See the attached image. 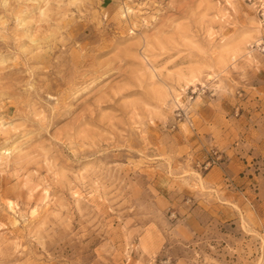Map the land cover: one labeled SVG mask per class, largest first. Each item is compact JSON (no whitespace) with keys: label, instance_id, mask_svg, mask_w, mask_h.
I'll use <instances>...</instances> for the list:
<instances>
[{"label":"rangeland","instance_id":"374dc122","mask_svg":"<svg viewBox=\"0 0 264 264\" xmlns=\"http://www.w3.org/2000/svg\"><path fill=\"white\" fill-rule=\"evenodd\" d=\"M263 99L264 0H0V264H264Z\"/></svg>","mask_w":264,"mask_h":264},{"label":"crops","instance_id":"0c3cea01","mask_svg":"<svg viewBox=\"0 0 264 264\" xmlns=\"http://www.w3.org/2000/svg\"><path fill=\"white\" fill-rule=\"evenodd\" d=\"M257 106V107H256ZM253 115L246 121L245 129L242 130L241 144L247 147L242 157L264 158V99L254 101ZM241 119V118H240ZM247 164L239 158L234 157L231 162V180L234 182H244L240 174L246 169ZM241 179V180H240ZM264 182V178L261 180Z\"/></svg>","mask_w":264,"mask_h":264},{"label":"built area","instance_id":"2783aa9c","mask_svg":"<svg viewBox=\"0 0 264 264\" xmlns=\"http://www.w3.org/2000/svg\"><path fill=\"white\" fill-rule=\"evenodd\" d=\"M209 164V163H208Z\"/></svg>","mask_w":264,"mask_h":264}]
</instances>
